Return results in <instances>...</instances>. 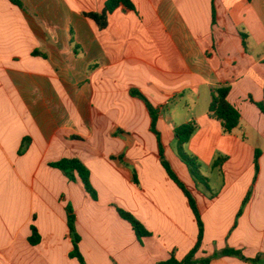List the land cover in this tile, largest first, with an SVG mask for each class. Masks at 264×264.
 Returning a JSON list of instances; mask_svg holds the SVG:
<instances>
[{
	"label": "crops",
	"instance_id": "crops-1",
	"mask_svg": "<svg viewBox=\"0 0 264 264\" xmlns=\"http://www.w3.org/2000/svg\"><path fill=\"white\" fill-rule=\"evenodd\" d=\"M21 1L0 0V264H82L69 204L86 264H159L195 248L196 216L161 163L140 94L159 110L166 159L197 200L194 259L264 264V112L253 102L264 105V0H132L136 11L116 10L104 30L86 14L106 0ZM219 85L242 115L231 133L209 114ZM191 121L185 150L209 191L178 153L175 128ZM64 158L89 168L97 200L50 166ZM118 206L151 235L139 239ZM226 249L244 258H213Z\"/></svg>",
	"mask_w": 264,
	"mask_h": 264
},
{
	"label": "trees",
	"instance_id": "trees-1",
	"mask_svg": "<svg viewBox=\"0 0 264 264\" xmlns=\"http://www.w3.org/2000/svg\"><path fill=\"white\" fill-rule=\"evenodd\" d=\"M14 4L19 6H23L21 0H10ZM118 9H122L125 12L136 11V7L132 0H106L104 10L100 13H87L86 16L93 20L100 30H104L108 26L109 15L115 12ZM244 44L246 46V36L243 34ZM232 87L230 85H219L213 87L212 89V100L209 107V114L211 117L219 120L221 122V126L224 133H231L237 127H239L241 122V112L229 101V94L231 92ZM147 104L150 116H151V131L156 135L159 145V158L161 160L162 165L167 171L170 178L183 190L186 194L189 204L196 216L199 234L198 241L195 248L182 260H179L175 255L166 261H163L159 264H208L211 262L212 258H206L202 260H195V254L199 250L202 245L204 238V224L199 211V207L197 204V200L191 190L186 186V184L180 179L177 173L173 170L170 162L166 159L164 145L162 140V134L158 129V121H159V110L154 107L142 94L139 95ZM253 101V100H252ZM258 107H260L264 112L263 103H258L253 101ZM198 125L195 121H191L189 123H184L175 128V136L178 142V153L181 157L182 161L187 165L192 178L197 183L204 184L207 189H210L209 179L202 173L201 164L198 162L197 158L188 154L185 150V144L189 142L195 131L197 130ZM27 142L23 143L21 148V152L26 149ZM261 155V151H257L256 154V168L259 167V157ZM222 160V159H221ZM219 160L214 165L218 166L221 162ZM50 166L56 169L61 170L70 180L78 181L80 180L85 190L91 195V197L95 200L98 199L97 190L93 187L91 182V172L89 168L77 158H64L57 162L50 163ZM135 181H137L136 174L134 175ZM68 210V224L71 230V236L73 237L74 242V251L71 254L73 257L78 258L82 264H86L85 260L79 250V243L81 241L80 235L77 233L75 226V215L74 210L71 204L67 207ZM117 211L120 216L128 221L134 231L136 232L139 239H142L146 236L151 235V233L145 228V226L138 220L133 214L124 210L123 208L117 207ZM33 236L29 239L30 243L35 245L40 242V236L38 233V229L36 226H32ZM234 255L241 256L244 258L241 251L234 249H226L222 253H216L213 258L218 257L219 255ZM256 261V260H253Z\"/></svg>",
	"mask_w": 264,
	"mask_h": 264
},
{
	"label": "rangeland",
	"instance_id": "rangeland-1",
	"mask_svg": "<svg viewBox=\"0 0 264 264\" xmlns=\"http://www.w3.org/2000/svg\"><path fill=\"white\" fill-rule=\"evenodd\" d=\"M178 112H179V111H178ZM171 113H172V114H171ZM166 117H168V119L173 120V121L175 122V111H174V113H173L172 111L170 112V110H167ZM91 182H92V181H91ZM92 185H93V184H92ZM198 185H199L200 189L203 190V191H204V189H206L207 191L210 190V189H207L206 186H205L204 184L198 183ZM93 187H94V185H93ZM94 188H95V187H94ZM118 207H119V206H118Z\"/></svg>",
	"mask_w": 264,
	"mask_h": 264
}]
</instances>
